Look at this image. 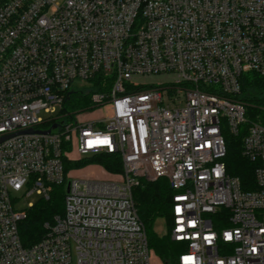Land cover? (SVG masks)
<instances>
[{
  "label": "built area",
  "instance_id": "obj_1",
  "mask_svg": "<svg viewBox=\"0 0 264 264\" xmlns=\"http://www.w3.org/2000/svg\"><path fill=\"white\" fill-rule=\"evenodd\" d=\"M252 73L264 77V0H0V264H149L132 190L159 179L186 246L176 264H264V124L240 100ZM97 77L106 92L64 110ZM225 134L241 136L256 191L227 174ZM74 141L80 156L119 155L122 180L65 176ZM62 184L64 214L23 247L34 204L21 197Z\"/></svg>",
  "mask_w": 264,
  "mask_h": 264
},
{
  "label": "trees",
  "instance_id": "obj_2",
  "mask_svg": "<svg viewBox=\"0 0 264 264\" xmlns=\"http://www.w3.org/2000/svg\"><path fill=\"white\" fill-rule=\"evenodd\" d=\"M102 83L103 78L97 77L90 82V88L79 92L74 91L64 105V110L73 113L87 108L92 93L106 92V88L101 87ZM240 100L244 103L250 120L258 118L264 121V77L253 73L244 75L241 79ZM224 138L227 149L224 158L227 174L238 179L242 191H256L254 178L256 164L243 156L241 136L233 137L225 134ZM62 162L65 176L70 170L83 168L89 164H98L109 173H123L121 158L116 154H98L79 161L63 158ZM65 193V184L53 186L48 200L40 199L27 210L25 219L18 225V233L23 247H31L42 240L46 233L44 225L51 224L54 217L64 214ZM172 195L173 191L167 179H159L155 182L141 181L132 190L133 202L145 231L148 248L163 264H176L178 257L186 249L184 244L173 242L170 238ZM157 220L164 222L166 229L164 235H159L155 231ZM218 227L222 229L226 227V224Z\"/></svg>",
  "mask_w": 264,
  "mask_h": 264
},
{
  "label": "rangeland",
  "instance_id": "obj_3",
  "mask_svg": "<svg viewBox=\"0 0 264 264\" xmlns=\"http://www.w3.org/2000/svg\"><path fill=\"white\" fill-rule=\"evenodd\" d=\"M159 79L156 78H147V79H138V82L140 84H150L158 82ZM79 87H84L86 89L91 87V84L81 83L80 81H76L72 89H77ZM69 110V108L67 107ZM70 112V111H68ZM72 113V112H70ZM74 118L80 123H87L92 122L93 120L100 118L102 116V110L99 111H89L85 112L83 114H79L77 117L76 115H73ZM41 117L47 118L46 115L41 114ZM73 118V120H74ZM260 124H264V121L256 118L255 120ZM77 144L74 141L73 147L71 152L69 153V157L73 161H79L83 158H90L91 156H80L77 151ZM93 156V155H92ZM71 179L79 180V181H108V182H119L122 180V172H119L118 174L109 173L103 170L98 164H89L86 165V167L78 168L70 170L67 174ZM40 200L37 196H31L29 198L21 197V200L18 202L17 206L18 208H26L29 203L35 204ZM155 231L159 235H164L166 232L164 222L163 220H157L155 224ZM149 264H163L160 260H158L153 254L149 256Z\"/></svg>",
  "mask_w": 264,
  "mask_h": 264
},
{
  "label": "water",
  "instance_id": "obj_4",
  "mask_svg": "<svg viewBox=\"0 0 264 264\" xmlns=\"http://www.w3.org/2000/svg\"><path fill=\"white\" fill-rule=\"evenodd\" d=\"M73 93H74L73 91H71L70 93H68L67 98H66V101L69 100V97H70ZM57 127H58V124H55V125L52 126V128H51L50 130H47V131L26 130V131H24V132H21L20 134H34V133H36V134H43V135H44V134H51V133H54V132H55V130L57 129ZM8 137H9V136H8ZM8 137H4V138H2L1 141L7 139ZM66 192H68V186L66 187Z\"/></svg>",
  "mask_w": 264,
  "mask_h": 264
}]
</instances>
